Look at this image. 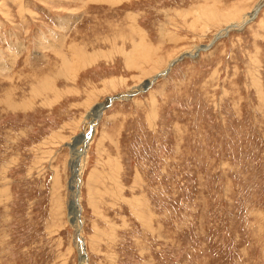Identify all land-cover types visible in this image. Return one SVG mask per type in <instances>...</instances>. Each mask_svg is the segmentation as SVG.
I'll list each match as a JSON object with an SVG mask.
<instances>
[{
  "label": "rangeland",
  "instance_id": "rangeland-1",
  "mask_svg": "<svg viewBox=\"0 0 264 264\" xmlns=\"http://www.w3.org/2000/svg\"><path fill=\"white\" fill-rule=\"evenodd\" d=\"M260 1L0 0V264H264Z\"/></svg>",
  "mask_w": 264,
  "mask_h": 264
},
{
  "label": "bare ground",
  "instance_id": "bare-ground-1",
  "mask_svg": "<svg viewBox=\"0 0 264 264\" xmlns=\"http://www.w3.org/2000/svg\"><path fill=\"white\" fill-rule=\"evenodd\" d=\"M264 4V0H261L260 3L255 7V9L253 10V12L244 15V17L242 18L241 22H234V23H230L227 27V30H225L223 33H221V35L226 34L228 30L230 29H234V28H238L239 26L245 25V23H248V21L253 20L258 11L260 10L261 5ZM219 35V36H221ZM201 49V48H200ZM199 49V50H200ZM204 50V49H202ZM190 53V52H188ZM193 54H190L189 57L193 58ZM195 57V56H194ZM176 62V60L174 61ZM174 62H171L168 69L164 72L163 75H165L166 72H168V70L170 69V67L174 64ZM101 107L103 106H98L95 109H93L91 116L93 117V119H98L100 113L102 112ZM94 121H92L91 123V127H92V132L89 133L88 135H84L82 136V139L79 141V144L76 145L77 143L73 144V148L72 149V177L71 180L69 182V190H71L72 195H71V200H70V205H69V213H68V219L70 223H76V219H77V215H78V202L77 199L79 198V186H80V176H81V159L86 156L87 150L86 148L88 147L91 139H89L88 137L93 136V127H94ZM88 132V131H87ZM83 135V134H82ZM74 141V140H73ZM75 142V141H74ZM81 144V148L79 147V145ZM84 160V159H83ZM83 169V168H82ZM76 248H77V252L79 254V260H80V264H86L87 263V259H86V254H85V250H84V243L78 238L76 237V242H75Z\"/></svg>",
  "mask_w": 264,
  "mask_h": 264
}]
</instances>
